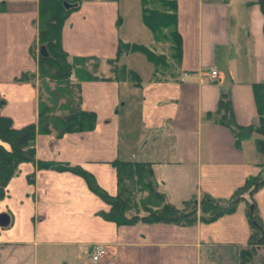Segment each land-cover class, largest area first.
<instances>
[{"label":"crops","instance_id":"crops-1","mask_svg":"<svg viewBox=\"0 0 264 264\" xmlns=\"http://www.w3.org/2000/svg\"><path fill=\"white\" fill-rule=\"evenodd\" d=\"M38 1L0 0V115L14 129L38 119L37 83L16 81L38 74ZM79 1L62 24L60 46L68 57L102 62L101 77L79 87L81 109L95 114V127L59 138L53 131L38 135L36 160L80 166L110 196L118 190L113 161L147 163L157 190L177 209L203 194L227 200L260 173L258 135L236 142L232 130L217 122L222 94L238 126L258 122L254 85L264 84L258 0H175L180 54L174 74L156 77L148 61L149 71L131 68L121 60L136 53L124 54L119 64L137 74L138 85L108 80L104 62L116 57L119 42L148 46L138 38L141 28L134 30L136 41L121 34L120 0ZM213 68L217 76L209 80ZM244 206L189 226L117 225L101 215L110 207L82 177L22 163L0 199V213L10 220L0 227V264H93L94 244L106 249L95 264H239L250 236Z\"/></svg>","mask_w":264,"mask_h":264},{"label":"trees","instance_id":"trees-1","mask_svg":"<svg viewBox=\"0 0 264 264\" xmlns=\"http://www.w3.org/2000/svg\"><path fill=\"white\" fill-rule=\"evenodd\" d=\"M139 3L142 24L150 31L154 41L170 43V49L174 52L172 60L177 63L180 54V36L175 29L176 1L139 0ZM258 3L264 16L263 0H258ZM79 4V0L38 1L37 43L38 46L46 48L48 57L38 56L37 77L42 81L54 82L56 89L48 91L46 101L39 93L36 123L14 129L11 120L0 115V199L5 197L9 181L18 174L19 165L29 162L38 169L70 172L82 177L89 190L109 205V211L101 215L117 225L163 223L189 226L195 223H209L224 215L235 213L238 205L243 203L250 236L247 247L238 252L239 264H264V225L256 213L253 200V195L264 185V167L258 175L247 178L244 185L227 200H216L203 194L199 200L193 198L181 209H177L157 190L151 167L147 163L113 161L118 190L115 196H110L101 190L93 176L80 166L35 159L34 142L38 135L50 134L53 131L55 138H59L66 133L91 131L95 127V114L81 109L79 87L84 81L98 79L96 71L98 64L102 62L89 57H68L60 46L62 24ZM129 53L143 54L155 68L167 67L164 58L152 53L146 46L119 42L116 57L104 62L110 67L111 77L107 78L108 80L128 79L133 85L139 84L137 74L119 64L120 57ZM157 73L158 71L154 69V75ZM173 74L174 71L168 73V75ZM34 77L24 73L16 81H31ZM71 79L76 81L74 87L77 88V96H74V91L70 88ZM254 97L258 115L257 124L247 128L238 126L230 114L227 94H222L219 99L217 122L232 130L236 142L247 138L251 133L257 134L256 151L264 157V84L254 85ZM3 105L4 101L0 97V109ZM54 112L58 114L55 115ZM139 194L144 195L140 199L144 214H140L136 209V198ZM194 201H197L195 210L192 209ZM258 249L261 251L260 255Z\"/></svg>","mask_w":264,"mask_h":264},{"label":"rangeland","instance_id":"rangeland-1","mask_svg":"<svg viewBox=\"0 0 264 264\" xmlns=\"http://www.w3.org/2000/svg\"><path fill=\"white\" fill-rule=\"evenodd\" d=\"M120 8H121V18H122L121 34L125 37H129V40L133 41L135 37H137L134 34V30L135 28H137V25H138L142 30V36L139 35L138 38L140 39L142 38L141 40L143 42L148 43V46L145 44L143 45L146 46L148 49H150L152 53L162 56L164 58L165 63L167 64V67L155 68L156 72L158 71V73L155 74L156 77L158 76V74L167 76L168 73L170 74V72L174 71L177 63H175V60H172V54H174V52L170 49V43H168L167 41H161V40H156V41L153 40L152 42H149L150 40H152L150 39L152 35L145 27L140 25L141 24L140 22L142 21H141V16H140V11H139V0H120ZM137 54L138 53L129 55L126 58L124 57L122 58L121 61L127 63V65L131 68H136L138 65L142 67L145 71L151 70L150 69L151 65L147 62L146 57L141 54H138V55ZM137 57L140 59V61L136 63L133 60ZM101 65L102 64H98V69L96 71V76L98 77H101L99 76V70L101 68ZM107 68L110 69L109 65L106 66V69ZM117 78H122V77L117 76ZM31 82L37 83L40 96H42V98L45 101L48 100V97H47L48 91H52L56 89L54 82L46 81V80L42 81L38 77H34V80H31ZM75 83L76 81L74 79H71L70 88L74 91V96H77V88L74 87ZM54 114L56 115L58 113L54 112ZM259 190L260 191L258 193L254 194V195L258 194V197L255 198L254 196L253 200H256L257 202L256 213L259 217H261L260 219H262L263 225H264V185ZM143 196L144 195L139 194L137 195V198H136V201H137L136 209L140 214H144L141 208V204H140V199H142ZM250 209H251V206H250Z\"/></svg>","mask_w":264,"mask_h":264},{"label":"built area","instance_id":"built-area-1","mask_svg":"<svg viewBox=\"0 0 264 264\" xmlns=\"http://www.w3.org/2000/svg\"><path fill=\"white\" fill-rule=\"evenodd\" d=\"M217 76L216 70L213 68L206 73V78L209 80L215 79ZM182 80V79H181ZM90 260L91 263H97L102 257L106 255V249L101 244H94L90 249Z\"/></svg>","mask_w":264,"mask_h":264},{"label":"water","instance_id":"water-1","mask_svg":"<svg viewBox=\"0 0 264 264\" xmlns=\"http://www.w3.org/2000/svg\"><path fill=\"white\" fill-rule=\"evenodd\" d=\"M263 4H264V0H263ZM38 53H39V56L42 58L48 57V52L44 46H39ZM196 208H197V201H194L192 209L195 210ZM9 222H10L9 216L5 213H0V227L3 228V227L8 226Z\"/></svg>","mask_w":264,"mask_h":264}]
</instances>
